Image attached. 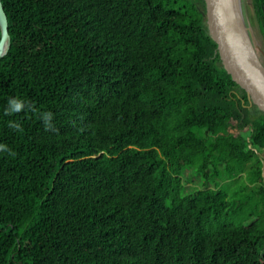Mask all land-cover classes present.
<instances>
[{
    "label": "trees",
    "instance_id": "trees-1",
    "mask_svg": "<svg viewBox=\"0 0 264 264\" xmlns=\"http://www.w3.org/2000/svg\"><path fill=\"white\" fill-rule=\"evenodd\" d=\"M1 1L0 264H264V113L205 0Z\"/></svg>",
    "mask_w": 264,
    "mask_h": 264
},
{
    "label": "water",
    "instance_id": "water-1",
    "mask_svg": "<svg viewBox=\"0 0 264 264\" xmlns=\"http://www.w3.org/2000/svg\"><path fill=\"white\" fill-rule=\"evenodd\" d=\"M211 38L217 43L223 66L243 89L251 105L264 113V53L248 27L244 0H205ZM0 59L11 48L8 17L0 0Z\"/></svg>",
    "mask_w": 264,
    "mask_h": 264
},
{
    "label": "clouds",
    "instance_id": "clouds-1",
    "mask_svg": "<svg viewBox=\"0 0 264 264\" xmlns=\"http://www.w3.org/2000/svg\"><path fill=\"white\" fill-rule=\"evenodd\" d=\"M23 107H24V104L21 101L16 100V99H10L8 101V107L6 109V114L11 115L14 113H18L22 110ZM41 119H42L46 129L50 130L53 128V125L51 123L53 117H52L51 113H47V112L42 113ZM10 126L14 127L16 130H19L18 125H10ZM0 151L7 152L9 155H14V153H12L11 150L8 149L7 146H5V145H0Z\"/></svg>",
    "mask_w": 264,
    "mask_h": 264
},
{
    "label": "rangeland",
    "instance_id": "rangeland-1",
    "mask_svg": "<svg viewBox=\"0 0 264 264\" xmlns=\"http://www.w3.org/2000/svg\"><path fill=\"white\" fill-rule=\"evenodd\" d=\"M244 3H245V5H246V9H248L250 15H254L251 0H244ZM250 8H251V9H250ZM254 33L257 35V38H258V45H257V46H258V47L260 46L261 49H262V52H263V51H264V46H263L264 44H263V40H262V37H263V36L261 37L260 30H259V28H258V25H256V24H255V26H254ZM255 34H254V35H255ZM261 58H262L263 63H264V55H262ZM258 158H259V156H258ZM192 173H193V174L195 173L194 168H193V169H188V170L186 171L185 175H184V177L187 175L186 178H185V179H186L185 181H188L189 186L192 185V181L190 182V180H191V178H192ZM195 181H196V183H197L198 185L200 184V182H202V180L199 179L197 176H195Z\"/></svg>",
    "mask_w": 264,
    "mask_h": 264
},
{
    "label": "built area",
    "instance_id": "built-area-1",
    "mask_svg": "<svg viewBox=\"0 0 264 264\" xmlns=\"http://www.w3.org/2000/svg\"><path fill=\"white\" fill-rule=\"evenodd\" d=\"M250 148L258 154L260 160H261V163H262V169H263V172H264V151L261 152V153H258L256 149H254L253 147L250 146Z\"/></svg>",
    "mask_w": 264,
    "mask_h": 264
},
{
    "label": "flooded vegetation",
    "instance_id": "flooded-vegetation-1",
    "mask_svg": "<svg viewBox=\"0 0 264 264\" xmlns=\"http://www.w3.org/2000/svg\"><path fill=\"white\" fill-rule=\"evenodd\" d=\"M263 44H264V43H263ZM263 46H264V45H263ZM259 48H260V50H262L260 46H259ZM263 53H264V51H263Z\"/></svg>",
    "mask_w": 264,
    "mask_h": 264
}]
</instances>
